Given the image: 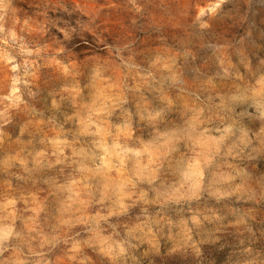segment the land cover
Instances as JSON below:
<instances>
[{
  "label": "rangeland",
  "instance_id": "374dc122",
  "mask_svg": "<svg viewBox=\"0 0 264 264\" xmlns=\"http://www.w3.org/2000/svg\"><path fill=\"white\" fill-rule=\"evenodd\" d=\"M0 264H264V0H0Z\"/></svg>",
  "mask_w": 264,
  "mask_h": 264
}]
</instances>
